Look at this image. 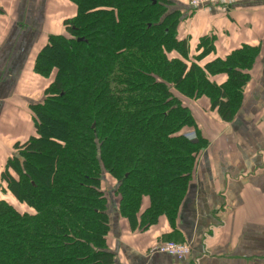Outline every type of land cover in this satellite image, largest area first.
Instances as JSON below:
<instances>
[{"label": "trees", "instance_id": "obj_1", "mask_svg": "<svg viewBox=\"0 0 264 264\" xmlns=\"http://www.w3.org/2000/svg\"><path fill=\"white\" fill-rule=\"evenodd\" d=\"M71 2L74 17L34 60L48 80L29 106L34 133L0 176L23 206L0 199V264H112L109 202L131 231L161 216L173 225L208 143L189 104L205 96L231 122L258 55L242 46L201 66L212 37L189 57L177 0ZM104 175L115 180L109 197Z\"/></svg>", "mask_w": 264, "mask_h": 264}, {"label": "crops", "instance_id": "obj_2", "mask_svg": "<svg viewBox=\"0 0 264 264\" xmlns=\"http://www.w3.org/2000/svg\"><path fill=\"white\" fill-rule=\"evenodd\" d=\"M184 3L188 14L178 34L189 55L200 53L201 38H213L214 50L201 66L242 46L258 55L231 122H223L205 96L189 104L208 143L173 225L161 216L145 231H131L110 208L112 264H264V0H234L224 11H194ZM75 13L71 0H0V176L14 144L33 135L29 106L42 101L48 86L33 72L34 60ZM225 78L212 80L219 85ZM4 196L13 203L9 192L0 191ZM168 240L188 243L190 256L178 260L154 250Z\"/></svg>", "mask_w": 264, "mask_h": 264}, {"label": "built area", "instance_id": "obj_3", "mask_svg": "<svg viewBox=\"0 0 264 264\" xmlns=\"http://www.w3.org/2000/svg\"><path fill=\"white\" fill-rule=\"evenodd\" d=\"M233 0H187V4L191 8H202L205 6H216L225 9ZM154 250L158 253L167 254L181 260L191 253L189 244H176L173 242H166L157 245Z\"/></svg>", "mask_w": 264, "mask_h": 264}, {"label": "rangeland", "instance_id": "obj_4", "mask_svg": "<svg viewBox=\"0 0 264 264\" xmlns=\"http://www.w3.org/2000/svg\"><path fill=\"white\" fill-rule=\"evenodd\" d=\"M177 3H178V7L179 8H181V12L183 13V15H184V17L188 14V11L187 12H185V9L183 8V5L181 4V2H180V0H177ZM192 13V12H191ZM209 38H211V37H209ZM208 41L210 42V43H212V51L214 50V47H213V42H212V38L211 39H208ZM211 51V52H212ZM200 54V53H199ZM199 54H198V57H199ZM189 57H190V55H189ZM31 123H32V116H31ZM32 128H33V124H32ZM115 180L114 179H112L109 175H104L103 177H102V180H101V191H103L108 197H109V195H110V190L111 189H113V187L115 186H111V184L114 182ZM2 189H0V191H6L5 190V185L4 184H2ZM12 197V196H11ZM4 198H7L6 196H4ZM4 200H6L7 202H10V199L9 198H7V199H4ZM11 204H13L17 209H18V211L19 212H22V209H23V206H19L15 201H13V203H11ZM111 202H109V205H108V208H107V212L109 213V209L110 208H112L111 207ZM168 241H171V242H176V241H172V240H168Z\"/></svg>", "mask_w": 264, "mask_h": 264}]
</instances>
